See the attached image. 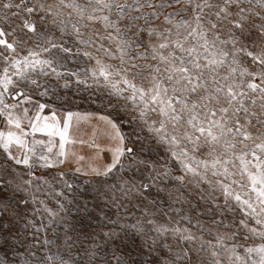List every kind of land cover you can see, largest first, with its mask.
I'll return each instance as SVG.
<instances>
[{
    "label": "snow or ice",
    "instance_id": "6c2138e0",
    "mask_svg": "<svg viewBox=\"0 0 264 264\" xmlns=\"http://www.w3.org/2000/svg\"><path fill=\"white\" fill-rule=\"evenodd\" d=\"M179 2L180 0H0V10L11 12V17L20 21L19 24H14L7 14L0 17V21H3L0 25V46H3V51H0V117H4L9 126L8 131H0V149L9 161L15 165H23L28 169L27 175L31 177L37 167L52 168L64 163L70 155L65 145L75 142L70 139L69 130L74 118L77 122L82 118L80 112L67 110L62 127L59 122L41 126L38 123L41 119L40 112L50 106L41 103L35 120H29L32 133L40 131L50 138L59 137V151L54 154L56 159L48 154L37 155L34 146L29 147L25 139L29 133L21 126L22 120L28 118V109L24 108L23 117L15 114L21 104L32 103L30 93L41 88L43 91L38 92L39 95H48L51 90L54 96L60 98L56 90L58 86L50 88L48 84H42L38 78H34L55 74L59 79L61 73L54 66L56 61L39 58L36 51L26 47L28 41L23 36L16 35L19 31L24 35L38 36L44 41V52L55 48L70 52L69 48L62 43L58 44L49 34L48 29H55L61 33V40L65 35L73 37L77 44L86 45L97 52L102 51L109 60L119 61V64L105 63L91 52L84 53L90 59H95V67L90 70L91 78L107 93L108 103L111 104L112 97H116L118 103L123 102L120 107L124 114L131 117L127 132L123 130V120L119 113L111 118L107 115L98 117L106 125L104 135L108 141L106 149L100 150L111 153V162L102 168L90 166L91 173L109 176L114 171L123 172L124 176L119 178L116 187L129 201L147 199L152 196L153 189H156L149 204L156 207L159 197L161 206L157 211L164 215L175 212L183 215L189 223L192 213L197 217L207 215L213 217L212 225L235 229L230 233H216V243H212L204 241V226L198 219L194 227L201 235L190 229L156 226L153 219L143 222L138 220L134 224L110 221L112 227L107 231L96 235L84 234L86 240L92 241L84 252V264H225L226 260L227 264H264V133L254 137L245 129L241 120V114L249 115L243 103V98L248 95L244 90L245 86L252 93L259 92L264 99V0H186L184 11L187 12L190 8L191 16L180 19H176L180 16L179 11H163ZM13 9L17 11H12ZM65 9L70 10L67 17ZM34 14H39L38 18H34ZM246 14L257 15L259 26H255L252 15ZM3 25L11 30H6ZM225 28L227 39L222 38ZM7 37H13L12 41L9 42ZM249 39L254 45L252 50L247 48L246 41ZM18 49L26 50L28 54L17 58ZM239 53L251 57L259 70L249 71L242 67ZM222 68L226 69L224 73L220 71ZM145 72L147 75H144ZM72 75L77 76L78 85L88 86L86 79H79L77 73ZM245 77H258L259 83L245 80ZM137 79L140 80L139 84ZM145 80L148 81L147 85L144 84ZM59 87L67 88L68 84ZM6 94L13 101L19 102L7 103ZM64 103L68 101L65 100ZM100 103H104L103 98H100ZM261 110L264 112V105H261ZM88 115L84 113L83 118L86 119ZM51 119L56 121L54 115ZM145 130L149 139L168 146L170 158L177 161L182 175L173 176L170 168H158V160L141 158L144 146L138 148L137 142L141 141V133ZM238 136H242L244 141L253 142L250 151H242L240 155H236ZM43 143L33 141V145ZM13 146L23 150L20 155L14 154ZM46 147L47 153H53L51 139ZM96 147L99 148V145ZM244 148H249V145L245 144ZM204 149H208L206 154ZM197 154L206 155L207 158L198 159ZM82 159L83 157H77V160ZM237 160L238 171L248 182L243 195L234 192L232 185L238 182L234 179L235 173L230 172L228 167H235ZM133 168L151 171L148 177L137 183L135 173L128 176ZM76 171L80 172L81 168L77 167ZM4 172L5 175L0 176V182L13 196L21 191L26 192L27 187L32 184L31 179L17 184L14 175L7 169ZM209 172L217 179H210ZM125 176L128 178L125 179ZM165 178H170L169 182L175 181L181 187L192 186L193 190L173 195L167 186L157 188V183L163 182ZM203 184H207L208 188H202ZM65 186L71 188L67 182ZM238 186L244 187L243 183ZM166 191L168 200L172 203L164 208L163 204L167 201L161 193ZM196 197L198 200L193 204L192 200ZM221 198L223 203L220 202ZM201 202L205 204L206 211L201 210ZM19 204L26 206L28 200H20L14 208L10 198L4 196L0 199V220H7L0 224V251L4 252L0 264H69L59 253L49 254L51 249L47 248V240L42 245L35 242L36 233L41 229L37 228L29 234L27 225L32 224V221H26L23 231L13 227V218L20 215ZM44 210L55 215L50 209ZM237 213L241 214L239 221L233 219L230 223H225L229 214L235 216ZM145 215L149 213L145 212ZM216 216L220 218L215 219ZM252 221L255 226L249 227ZM129 231L143 243L138 249L130 248L125 252L117 241L123 243ZM169 231L174 239H159V234ZM208 231L211 234V228ZM152 232L157 235L152 236ZM98 236L103 237L101 242H97ZM241 236L245 241L252 237L260 240L255 246L245 247L243 257L237 255L235 244L228 246L225 243L228 239L235 241ZM78 239L79 237H67L69 249L76 246ZM143 255L158 258L155 261H139L136 258Z\"/></svg>",
    "mask_w": 264,
    "mask_h": 264
},
{
    "label": "rangeland",
    "instance_id": "374dc122",
    "mask_svg": "<svg viewBox=\"0 0 264 264\" xmlns=\"http://www.w3.org/2000/svg\"><path fill=\"white\" fill-rule=\"evenodd\" d=\"M47 2H52V0H47ZM131 2V0H129ZM154 2H164V0H154ZM186 7V0H180L179 3H173L171 7L165 8L163 11L172 12L179 11L180 16L176 17V19H180L181 17H190L191 9L189 8L187 12L184 11ZM12 11H17L13 9ZM70 11L65 9V17H67V12ZM8 15L14 24H19L20 21L17 18L11 17V12L5 13L0 10V17L4 15ZM22 15H26L22 13ZM39 14H34V18H38ZM252 15V20L255 22V26L258 27L260 20L259 17L255 14H246ZM162 19V18H161ZM159 23V21H157ZM226 23V22H225ZM3 24V21H0V25ZM6 30L10 31L11 29L7 25H3ZM99 27V26H98ZM41 29L38 27V31ZM49 34L53 39L56 40L58 44H63L64 47L70 49V52H63L60 48L51 49L50 52L42 51V47L44 45V41L41 40L38 36H34L32 34L24 35V33L17 32V36H23L25 40L28 41L27 48H31L39 54V58L41 59H54L56 64L54 65L57 68V71L61 73V77L57 79L55 74H50L48 77L43 76H35L34 78H38L42 84H48L51 86H58L57 92L59 94V99L57 96H54L51 90L48 92V95L41 96L38 92L43 91V89L36 90L31 92L32 103L29 104H21V106L16 109V115L23 117L24 108L28 109V118L22 120V128L24 130H28L31 128L29 124V120H35L36 113L39 111V104L45 103L50 105L46 107L43 111L40 112L41 119L49 115H57L58 119H64L67 110H71L73 112H80L82 114L88 113V118L94 119L93 121L99 120L97 119L101 115H107L110 118L114 117L119 113L121 120H123V130L127 132L129 130L130 124L129 121L131 119L130 116L125 115L123 110L120 107V104L123 102H117L116 97H112V103L109 104L107 100V93L99 86H97L92 78L90 70L95 67V59H90L88 56H85V52H91L94 57H97L103 60L105 63L111 64H119L118 60H109L106 56H104L101 52H97L93 48H89L86 45L77 44L73 37L65 35L61 40V33L55 29H48ZM102 31V29H101ZM26 32V30H25ZM222 38L227 39V29L225 28ZM9 42L12 41L13 37L6 38ZM248 50H252L254 45L251 39L246 41ZM37 45H40L38 47ZM107 43L105 47H107ZM231 48V45L228 46ZM0 51H3V46H0ZM19 57L27 55L26 50L18 49ZM239 61L242 67L248 68L249 71H258L256 64L252 61L251 57L245 56L243 53L238 54ZM139 63H145V61H138ZM151 63L155 64L154 61ZM47 71H51L50 69H46ZM12 70L10 69V72ZM221 73H224L226 69H220ZM0 72H2V66H0ZM72 73H77L78 78L81 80H87V85L85 84H77V76L72 75ZM147 75V72L144 73ZM237 79L239 76L237 74ZM245 80L259 83V78L256 77L253 79L252 77H245ZM102 80V77H101ZM67 83L68 87L63 88L59 87ZM137 83H140V80L137 79ZM148 81L145 80L144 84L147 85ZM245 91L248 92V95L243 98L244 107L247 108L249 115L244 116L241 114V120L244 124L245 129L250 132L254 137L260 133H264V112L261 110V105H264V99L261 98L260 93H252L247 90L245 86ZM27 91V89H26ZM100 98L104 99V103H100ZM22 99V98H20ZM5 100L7 103L12 104L14 102L11 96L5 95ZM67 100L68 103H64ZM253 101L255 103L253 104ZM53 108H55V112H53ZM254 114V115H252ZM50 118V116H49ZM75 118L72 121V124L75 122ZM100 121V120H99ZM250 121V123L248 122ZM101 125L104 123L101 121ZM8 127L6 122L4 121V117H0V131H8ZM74 129L75 126H72ZM98 127H92L90 134L92 136H96L95 132ZM13 131H16L14 128ZM43 133V132H42ZM36 134L34 140L47 142L48 140L42 137L40 134ZM33 137L30 134V139ZM54 138V139H53ZM52 142H56L57 138L53 137ZM59 139V137H58ZM235 148L236 155H240L242 151H250L253 146V142L251 140L244 141L242 136H238ZM96 140L95 137H90V147L88 149V163L87 164V175L84 174V171L77 172L75 166H73V162L70 159H65V163L57 164L52 168H35L33 170V174L31 177L27 175L28 169L23 165H15L14 162L9 161L7 159V155L0 149V176H4V169H7L9 173L15 176V182L17 184H22L24 180L31 179L32 184L30 187H27V191H21L16 193L13 196V193L3 186V183L0 182V194H4V196L11 199V204L15 208L18 205V202L22 199H27L28 204L25 206L23 204H19V213L18 217H14L12 221V225L17 230H25L26 221H32V224L27 225V232L29 234L35 232V229H41L38 233H36L37 240L35 241L38 245L44 244L47 240L48 245L47 248H50V255H54L59 253L64 257L65 260L69 261V264H84V252L87 247L91 244V240H86L84 234L88 233L90 235H96L102 231H107L112 227L110 221H117L121 224H134L138 220L146 221L148 219H153L156 222V226L163 225L168 229L172 228H180V229H190L195 232L197 235H201L200 231L194 227L197 219L200 221L201 225L204 226V232L202 233L205 242L216 243V233H226L235 231L234 228H224L223 226L216 227L211 224V219L213 217H209L207 215L197 217L195 213H192V220L189 223L188 219H186L183 215H177L175 212L170 213L168 215H164L157 211V209L161 206L159 202V197H157V205L153 207L149 204V201L152 199V196H155L156 189H153L152 196H149L144 200H136L133 199L129 201V199L125 198L123 193L117 189L116 185L121 176H124L123 172L114 171L113 174L109 176L104 175H95L91 173L90 166L97 167L96 162H99L104 158H108L110 155H102L106 152L100 151L96 146L93 147L92 143ZM258 142V141H257ZM30 144L29 147H33L37 155L39 154H48L53 159H56L54 156L55 152L47 153V144ZM249 145V148L245 149L244 145ZM141 145L144 146V155L141 157L145 160H158L159 164L158 168H170L172 175H182L179 171V164L177 161L172 160L171 153L168 151L167 145H159L155 141L148 138V133H141V141L137 142V147L139 148ZM12 151L14 154L20 155L23 150H18L16 146H13ZM208 149H204L205 154ZM71 156L74 154L71 151H68ZM69 155V156H70ZM81 156V155H80ZM85 157V154L82 155ZM167 158V163L165 164V159ZM198 159L207 158L206 155L197 154ZM104 166V165H103ZM101 166V168L103 167ZM230 172H234V179L238 182V184L232 185L234 192H239L242 195L248 187V182L246 177L240 175L238 171L239 161H235V167L233 165H229ZM80 168V167H79ZM149 170L140 169L137 170L135 168L131 169L128 172V176H131L135 173L136 182L140 183L141 179L148 177ZM61 173L63 175L61 176ZM155 175V173H152ZM208 177L210 179H217V177H212L211 172L208 173ZM11 178V177H9ZM39 178V179H37ZM125 179L128 177L125 176ZM170 178H165L163 182L157 183V188H164L167 186L169 190H172L173 195H177L178 192H188L192 189V186L188 188L178 186L175 181L169 182ZM219 179L223 180L224 177H219ZM65 182L71 185V188L65 186ZM151 182V181H146ZM229 183L231 180L228 181ZM240 183H243L244 187L238 186ZM202 188L207 189L208 185H201ZM178 189V191H177ZM57 193H62V195L58 196ZM219 195V193H217ZM161 195L164 197L167 203L163 204L164 208H167L169 204L172 202L168 200V192H163ZM4 196H0V199L4 198ZM33 197L35 198V203H33ZM198 200V197L192 200V203L195 204ZM41 201L43 203H41ZM223 203V199L220 200ZM123 205V206H121ZM174 207H179V205H173ZM201 210L206 211V206L203 202L200 204ZM50 209L52 213H55L54 216L50 215L49 212L44 209ZM185 210H187V205H185ZM145 212L149 213V215H145ZM152 213H156L152 215ZM2 215V213H0ZM241 214L237 213L235 216L229 214L225 223H230L233 219L239 221ZM219 216H216L215 219H219ZM7 220H0V224L6 223ZM255 226L254 221L249 224V227ZM211 228V234L208 229ZM117 231L119 228L117 227ZM123 235V234H122ZM152 236H156L157 233L152 232ZM72 237L79 239L76 242V246L69 249L66 244L67 237ZM159 239L164 240H172L174 239L171 231L167 233L159 234ZM103 240L102 236H98V241L101 242ZM143 241L136 237L131 231H129V235L124 239V242L121 243L119 240L117 244L120 245L121 248L125 252L129 251V249H138L142 245ZM228 246L236 245V253L237 255L243 257L245 256V247L255 246L260 243L258 237H252L251 239L245 241L241 236L239 239L233 241L228 239L225 241ZM135 255V253H134ZM4 256V252L0 251V259ZM139 261L152 260L155 261L158 257L143 255L136 257ZM227 264V260L225 261Z\"/></svg>",
    "mask_w": 264,
    "mask_h": 264
},
{
    "label": "crops",
    "instance_id": "0c3cea01",
    "mask_svg": "<svg viewBox=\"0 0 264 264\" xmlns=\"http://www.w3.org/2000/svg\"><path fill=\"white\" fill-rule=\"evenodd\" d=\"M49 116H50V118H49ZM49 116H46V117L49 118L48 120L42 119V121L39 122V124L41 126H43L45 123L52 124V123H55V122H59L60 127L63 126V120H64L63 118L62 119L61 118L58 119V116L55 115L56 121H53L51 119L52 115H49ZM93 120L94 119H90L88 117L86 119L82 117L79 120V122H77L75 120L74 124L71 125L70 130H69V137H70L71 140H73L75 142L65 145V148H66L67 151H71V152L74 153L73 156L70 155L68 157L69 159L71 157V161H74L73 162V166L80 167L81 170L84 171V173L87 172V164H89L87 155H88V149L90 147L89 146L90 145L89 144L90 143V137L91 138L92 137L96 138L94 143H92L93 147H95L96 145L99 144L101 149H106V145L108 143L107 137L104 135L106 125L104 124L102 126L101 125V121H99V120L93 121ZM72 126H75L76 128L74 129ZM93 126L94 127H98V129L95 132L96 136H94V135L92 136V134H90V132H92L91 128ZM24 131L29 133V135H27L25 137V139L28 141L29 145L33 144L34 137H35L36 134L32 133V129L31 128H28V130L26 129ZM35 133L40 134L42 137L46 138L48 141H49V139H51V140L54 139L53 137L50 138L44 132L42 133L40 131H37ZM30 134L33 135V137H31V139H30ZM54 137H56L57 140H56V142L53 141V145H54L53 151H56V150L59 151V139H58V136H54ZM45 144H47V142ZM104 152H106V154L105 153L103 154V152H102L103 156L104 155H110V156L108 158L106 157L104 159L102 157V160H100L99 162H96V166L98 168H101V166L106 165V164L111 162V153L107 152L106 150H104ZM83 154H85V157L82 160H77V157H82ZM88 166H91V165H88Z\"/></svg>",
    "mask_w": 264,
    "mask_h": 264
}]
</instances>
